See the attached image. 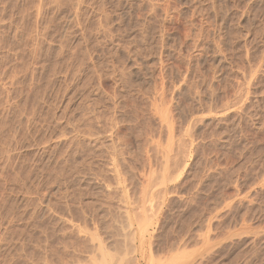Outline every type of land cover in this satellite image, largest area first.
Instances as JSON below:
<instances>
[{"label": "rangeland", "instance_id": "obj_1", "mask_svg": "<svg viewBox=\"0 0 264 264\" xmlns=\"http://www.w3.org/2000/svg\"><path fill=\"white\" fill-rule=\"evenodd\" d=\"M0 264H264V0H0Z\"/></svg>", "mask_w": 264, "mask_h": 264}, {"label": "bare ground", "instance_id": "obj_2", "mask_svg": "<svg viewBox=\"0 0 264 264\" xmlns=\"http://www.w3.org/2000/svg\"><path fill=\"white\" fill-rule=\"evenodd\" d=\"M143 228H144V227H142V229H143ZM145 229H146V228H144V231H145ZM140 231H142V230H140ZM144 231H142V232H144ZM143 235H144V234H143Z\"/></svg>", "mask_w": 264, "mask_h": 264}]
</instances>
